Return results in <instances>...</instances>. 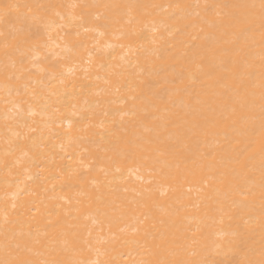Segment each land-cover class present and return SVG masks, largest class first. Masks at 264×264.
Wrapping results in <instances>:
<instances>
[{
    "label": "bare ground",
    "instance_id": "6f19581e",
    "mask_svg": "<svg viewBox=\"0 0 264 264\" xmlns=\"http://www.w3.org/2000/svg\"><path fill=\"white\" fill-rule=\"evenodd\" d=\"M0 264H264V0H0Z\"/></svg>",
    "mask_w": 264,
    "mask_h": 264
}]
</instances>
